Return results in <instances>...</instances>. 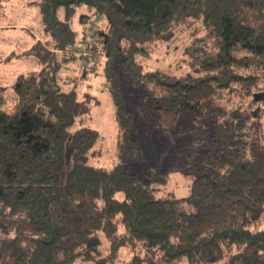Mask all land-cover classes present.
<instances>
[{
	"label": "trees",
	"instance_id": "1",
	"mask_svg": "<svg viewBox=\"0 0 264 264\" xmlns=\"http://www.w3.org/2000/svg\"><path fill=\"white\" fill-rule=\"evenodd\" d=\"M29 3L47 42L2 62L29 58L37 67L0 85V264H115L123 250L129 264H264V107H253L264 102V0ZM83 6L105 22L92 40L72 25ZM186 24L205 32L186 53L191 70L145 71L140 59ZM74 50L91 54L83 60ZM76 59L86 91L75 85ZM95 61L118 129L111 168L92 164L101 138L86 123L99 104L89 81ZM125 80L161 135L213 149L184 171L189 195H159L161 172L128 170L143 149ZM234 86L240 104L224 97ZM91 204L97 210L74 238Z\"/></svg>",
	"mask_w": 264,
	"mask_h": 264
},
{
	"label": "rangeland",
	"instance_id": "2",
	"mask_svg": "<svg viewBox=\"0 0 264 264\" xmlns=\"http://www.w3.org/2000/svg\"><path fill=\"white\" fill-rule=\"evenodd\" d=\"M32 0H9L0 7V85H9L14 82L16 77L37 66L31 59H19L13 62L2 63L4 58L12 52L19 54L24 53L31 48L34 43L40 41L46 44L45 38L41 31L40 14L38 8L29 5ZM29 3V4H28ZM88 15V24L79 23L80 15ZM104 19L96 15L87 6L78 9L73 19V28L79 31L85 38L92 40L91 35L96 30L104 27ZM90 34V37L88 35ZM205 32L200 25L190 26L189 24L180 25L176 28L173 37L170 40L159 42L152 47L148 59H140L145 71L159 70L167 72L170 75L182 76L191 70V59L186 54L191 47L195 38L203 36ZM75 50L73 54L83 57V60L90 56V52ZM99 60V59H97ZM78 61L77 59L75 62ZM101 61L90 63L96 70L92 73L91 85L93 94L98 97L99 104L93 106L89 122L87 124L99 130L101 138L96 148L100 156L93 157L92 164L96 166L111 168L117 163L116 158V138L117 125L114 119V106L110 95L104 90V78L101 77ZM77 63V62H76ZM78 64L77 82H82V88L86 91L87 82H83L81 77L82 68ZM89 64V63H88ZM87 64V66H88ZM80 70V71H79ZM99 73V74H98ZM94 75V76H93ZM83 91V90H82ZM228 91V90H227ZM224 92L225 99H231L232 103L240 104L241 96L236 86L230 91ZM84 93V92H82ZM123 93L126 97L129 108L136 116L135 136L143 149V158L132 164L128 169L130 172L141 173L144 170H155L161 172L166 177V185L160 189L159 195L172 192L176 197H185L190 193L191 180L184 174L186 169L195 166L199 157L206 151H213L211 147L194 144L188 136L161 135L152 125L149 119V110L147 103L140 90L126 81L123 85ZM254 109L264 107V102L253 106ZM102 153V154H101ZM95 206V205H94ZM97 210L92 204L88 205L83 216L77 217L73 227V236L77 237L78 226L83 220L91 217ZM264 227V224H262ZM133 254L129 250H123L120 258L115 264H129ZM80 264V263H79ZM89 264V263H84ZM178 264H188L182 261ZM209 264V263H208ZM217 264V263H213Z\"/></svg>",
	"mask_w": 264,
	"mask_h": 264
},
{
	"label": "crops",
	"instance_id": "3",
	"mask_svg": "<svg viewBox=\"0 0 264 264\" xmlns=\"http://www.w3.org/2000/svg\"><path fill=\"white\" fill-rule=\"evenodd\" d=\"M0 27H2V26H0Z\"/></svg>",
	"mask_w": 264,
	"mask_h": 264
}]
</instances>
